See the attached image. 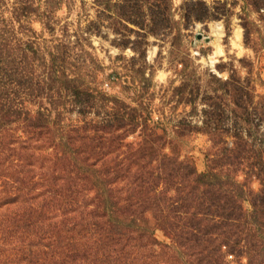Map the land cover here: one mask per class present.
Listing matches in <instances>:
<instances>
[{
    "label": "rangeland",
    "instance_id": "1",
    "mask_svg": "<svg viewBox=\"0 0 264 264\" xmlns=\"http://www.w3.org/2000/svg\"><path fill=\"white\" fill-rule=\"evenodd\" d=\"M0 264H264V0H0Z\"/></svg>",
    "mask_w": 264,
    "mask_h": 264
},
{
    "label": "bare ground",
    "instance_id": "2",
    "mask_svg": "<svg viewBox=\"0 0 264 264\" xmlns=\"http://www.w3.org/2000/svg\"><path fill=\"white\" fill-rule=\"evenodd\" d=\"M218 28H219V26L217 27V29H218ZM216 33H217V32H216ZM236 35H237V37L239 36L238 32H237V34H236ZM217 45H218V44H217ZM216 53H217V52H216Z\"/></svg>",
    "mask_w": 264,
    "mask_h": 264
}]
</instances>
